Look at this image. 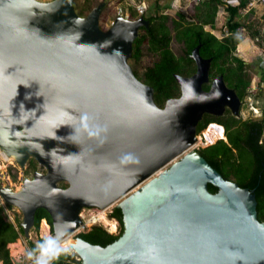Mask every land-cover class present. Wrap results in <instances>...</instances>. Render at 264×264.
Returning <instances> with one entry per match:
<instances>
[{
	"label": "water",
	"instance_id": "95a60500",
	"mask_svg": "<svg viewBox=\"0 0 264 264\" xmlns=\"http://www.w3.org/2000/svg\"><path fill=\"white\" fill-rule=\"evenodd\" d=\"M74 1L0 0V149L22 169L31 160L44 169L19 190L0 189L22 213L24 237L32 239L40 208L58 244L88 232L85 208L119 203L124 232L115 242L72 241L81 264H264L255 190L189 152L206 114L228 107L241 117L236 90L223 75L204 89L213 60L199 45L196 72L175 75L180 97L159 107L129 63L150 22L117 16L103 29L107 1L86 16Z\"/></svg>",
	"mask_w": 264,
	"mask_h": 264
},
{
	"label": "trees",
	"instance_id": "16d2710c",
	"mask_svg": "<svg viewBox=\"0 0 264 264\" xmlns=\"http://www.w3.org/2000/svg\"><path fill=\"white\" fill-rule=\"evenodd\" d=\"M252 0H240L239 4L225 8L229 19L226 23V33L222 40L205 30V26L212 29L216 27L217 14L223 7V0H203L195 6L194 21H188L184 14H178L174 20L176 39L185 44L184 57H177L170 45L173 39L170 28L166 25L168 15L157 13L149 19L151 28L141 34L135 41L133 58L140 60L143 56V47L157 56V60L148 67L143 78L136 76L144 83L154 87L155 99L163 105L168 99L181 94L175 75H191L196 71L194 61L191 59L192 51L201 45L200 53L204 58H212L214 74H224L231 87H234L241 99L248 96L252 78L247 74L246 62L240 58L248 56L251 41L260 35L259 31L251 33V25L245 23L243 11L247 10ZM264 20V16H263ZM264 51V50H263ZM260 82L264 83V68L258 70ZM205 89L206 85L204 86ZM218 121L225 127L227 141L219 140L206 148H199V152L214 168L227 180L238 183L242 188L255 190L258 200V217L264 222V144L260 140L264 133V118L260 121H243L232 117L227 120H216L205 116L198 127V133L207 126ZM37 163L30 161L29 170H35ZM212 193L218 191L209 185ZM8 208L13 206L8 205ZM121 226L119 235L109 233L103 226H93L88 232H80L76 237L85 241L106 247L115 242L124 232L123 214L120 208L115 207L112 214ZM46 219L52 226V219L45 209H38L35 217V229L39 231L42 220ZM24 236L22 220L16 219V225L9 221L4 208H0V261L3 264H15L12 260L10 245L16 243ZM29 248L34 254L45 252L54 244L49 238H39L38 242L29 240ZM51 264H81L75 260V255L62 253L52 256Z\"/></svg>",
	"mask_w": 264,
	"mask_h": 264
},
{
	"label": "rangeland",
	"instance_id": "374dc122",
	"mask_svg": "<svg viewBox=\"0 0 264 264\" xmlns=\"http://www.w3.org/2000/svg\"><path fill=\"white\" fill-rule=\"evenodd\" d=\"M39 1L50 2L53 0ZM103 1L108 2V5L100 19V24L103 29L109 28L113 24L117 16H123L125 18H139L141 15L145 14L147 18H150L151 16H154L157 13L168 15L169 20L167 21V25L170 28L173 37L170 47L174 54L180 58L184 57L185 55V47L181 42L176 40L175 31L173 26L171 25V19H176L178 14L181 13L186 16L188 21H194L195 6H197L200 1L203 0H75L74 6L80 16H86L95 6H97ZM243 15L244 16L242 20L245 23L251 25V33H255L256 31L260 32V35L255 36L254 39H252L251 47H249L248 50V56H242L240 53H237V55L246 62L247 74L250 75V77L252 78V83L248 91V96L245 98L247 103L244 109H242V120L245 121L251 119L256 120L264 118V83L260 82L261 76L258 73V70L261 68L259 56L264 55V4L256 0L253 6H250L247 8L246 11H243ZM228 19V13L223 7H221L220 11L217 14L216 27L212 29L210 26H205V30L214 34L218 39L222 40L223 36H225L226 34L225 28ZM140 33L144 34V31H141ZM156 60L157 56L149 52L147 47L144 46L143 56L140 58V60H135L131 58L129 63L133 70H135L140 77H143V74L146 69L148 67H151ZM253 108H255L257 112H254ZM204 132H206V130ZM201 137L202 133L199 134V141L194 147H192V149H190L189 152L197 151L199 148L202 147V145L200 144ZM225 141H227V138L225 139ZM181 158L182 156L176 159V161H179ZM170 166L171 165H168L167 167H165L164 170L168 169ZM117 204L110 207V209H108L107 211V214L109 215L108 219L114 221L116 224L117 222L112 217H110V214L111 210H113L117 206ZM14 213L16 214V216L22 217V213L20 211L17 210ZM93 213H95L96 215H100L102 211L98 212L94 208L90 210H83V214L86 218H89ZM96 225L103 226L109 233L113 235H119L121 231L120 223L117 224V229L115 232H110V229L106 227L103 222L94 224L92 225V227ZM42 226L39 231H36L35 228L32 229L31 240H33L34 242H38L39 238L51 239V235L53 233L52 226L49 225L50 233L48 234L43 233ZM92 227L89 226L90 229ZM77 234V232L74 233L68 238V240H75ZM20 240L22 241L23 246H21V248L18 250L15 249V253H22L24 250H26V252L24 251L23 253H25V255H28L31 252L29 248V240L24 236H21ZM61 244L60 246H57V244H53L52 247L47 250V252H50V254L54 257L62 253L72 254L74 252L71 249V246H69L68 248H63L61 247Z\"/></svg>",
	"mask_w": 264,
	"mask_h": 264
},
{
	"label": "built area",
	"instance_id": "2783aa9c",
	"mask_svg": "<svg viewBox=\"0 0 264 264\" xmlns=\"http://www.w3.org/2000/svg\"><path fill=\"white\" fill-rule=\"evenodd\" d=\"M256 0H252L251 3L249 4L248 7L253 6L254 2ZM259 2H261L262 4H264V0H258ZM224 5L223 8L225 9L227 6H231V5H236L240 3V0H223ZM230 33H226L225 36H229ZM223 36V37H225ZM260 57V67L264 68V55L259 56ZM254 112H257L255 108H253ZM212 126H218L216 124H209L207 126V128L205 129L206 132L202 131V137L200 140V144L202 145V147H207L210 145H213V143H215L216 141L219 140H225V137H221L219 135H217V140L215 142H211L213 135V131H212ZM219 128H222L221 126H218ZM223 134L225 135V131L223 129ZM199 141V140H198ZM33 174V170H29V164L27 166V168L22 169L18 166V164L10 157L6 156L5 153L0 149V189L5 187V186H9L11 188H13L14 190H19L22 186V184L24 183V180L26 177H30ZM0 208H4L5 212H6V216L8 218L9 221L13 222L16 225V219L18 216H16V214L14 212H16L18 210V208L16 209V207L13 208H8V204L4 201V199L2 198L1 194H0ZM95 210H97L98 212L102 211V214H105V216L107 218H109V215L107 214V211L109 208L107 209H100V208H94ZM86 210V209H84ZM114 210V209H113ZM113 210H111V214L113 212ZM19 211V210H18ZM110 214V215H111ZM82 219L85 223V225L89 228V226L92 227V225L97 224V223H101V222H97L95 221L96 218H98L100 215H96L95 213L91 214V216L89 218H86L83 214V212L81 213ZM111 217V216H110ZM22 220V217H20ZM117 224H119V222L113 218ZM43 226L46 225L49 229L50 233V224L48 223V221L46 219L42 220ZM41 223V226H42ZM116 224V225H117ZM42 226V228H43ZM41 228V227H40ZM117 229V228H116ZM80 232H84L83 228H80L77 233ZM72 255H75V260L77 262H81L80 257L73 252ZM29 258V264H51L53 262V257L50 254V252H40L38 254H34L33 252H30L28 255ZM16 262L20 263V264H27L26 261L24 260V258L19 257V258H15Z\"/></svg>",
	"mask_w": 264,
	"mask_h": 264
},
{
	"label": "flooded vegetation",
	"instance_id": "af4514ba",
	"mask_svg": "<svg viewBox=\"0 0 264 264\" xmlns=\"http://www.w3.org/2000/svg\"><path fill=\"white\" fill-rule=\"evenodd\" d=\"M162 15V14H161ZM164 15V14H163ZM140 18H144L145 20H147V21H149L150 22V24H149V28H147V27H141L140 28V31H139V34H141L140 32L141 31H144V33H145V31L146 30H149L150 28H151V25H152V23H151V21H150V19L149 18H147L146 16H145V14H143V15H141L139 18H127L128 20H138V19H140ZM116 19V18H115ZM174 20H178V16H177V18L176 19H171V25L173 26V28H174ZM115 21V20H114ZM166 25H167V23H166ZM168 26V25H167ZM108 29V28H107ZM175 31V30H174ZM176 34V33H175ZM140 36V35H139ZM175 38H176V36H175ZM177 40V39H176ZM178 41V40H177ZM183 44V46L185 47V44L184 43H182ZM185 50H186V47H185ZM133 58V57H132ZM154 64V63H153ZM194 66L196 67V63H195V61H194ZM197 68V67H196ZM147 70V69H146ZM134 72L136 73V71L134 70ZM146 72V71H145ZM145 72H144V74H143V77H144V75H145ZM196 72V71H195ZM194 72V73H195ZM194 73H191V75H184V77H190V76H192ZM139 75V74H138ZM220 75H223L224 76V74H214V72H213V64H212V66H211V71H210V84H207L206 85V88H208V89H205V87H204V89L205 90H207V91H209L210 90V88H211V85H212V82L216 79V78H218ZM140 77V76H139ZM143 77H141V78H143ZM224 79H225V82H226V84H227V86L229 87V88H232V89H235L234 87H231L230 85H229V83H228V81L226 80V78H225V76H224ZM236 90V89H235ZM236 92H237V94H238V91L236 90ZM180 95L181 94H179L177 97H173V98H178V97H180ZM238 96H239V94H238ZM240 97V96H239ZM241 99V98H240ZM155 101H156V99H155ZM241 101H242V109H244V107H245V105H246V103H247V101L245 100V99H241ZM156 103H157V101H156ZM166 103V102H165ZM165 103L163 104V105H159L158 103V106L159 107H164L165 106ZM242 109H241V117L240 118H238V117H236L235 115H233V113L231 112V110L227 107L226 108V110H225V112H224V114L223 115H221V116H215V115H211V114H206L205 116L206 117H208V118H213V119H216V120H227V119H230V118H232V117H235V118H237V119H242ZM205 116H204V118H205ZM203 118V119H204ZM263 118H261V119H256L257 121H260V120H262ZM256 120H253V119H251V120H245V121H256ZM210 124H216V125H218V126H221L223 129H224V131H225V127H224V125L223 124H221V123H219L218 121H215V122H212V123H210ZM200 133H202V132H200ZM200 133H198V135L200 134ZM263 135H264V133H263ZM263 135H262V138H261V140H260V144H264V141H263ZM208 147V146H207ZM201 148H206V147H201ZM32 161V160H31ZM37 163V162H36ZM44 171V169L41 167V166H39L38 165V163H37V168L35 169V170H33V173H35L36 171ZM60 186L61 187H63V188H66V187H68V184L66 183V182H64V183H61L60 184ZM92 208H95V207H90V208H85V209H92ZM83 212V211H82ZM90 230V228H88V231Z\"/></svg>",
	"mask_w": 264,
	"mask_h": 264
},
{
	"label": "bare ground",
	"instance_id": "6f19581e",
	"mask_svg": "<svg viewBox=\"0 0 264 264\" xmlns=\"http://www.w3.org/2000/svg\"><path fill=\"white\" fill-rule=\"evenodd\" d=\"M212 131H213V137H212V139H211V142H214V141H216L217 140V138H219V137H217V135H219V136H223V137H225L226 135H224L223 134V128H219L218 126H212ZM14 160V159H13ZM95 221H97V222H103V224H105V226L106 227H108L109 229H110V232H115L116 231V228H117V225H116V223L114 222V221H111V220H109L106 216H105V214H100V216L98 217V218H96V220ZM42 231H43V233L44 234H48V232H49V229H48V227L46 226V225H44L43 226V228H42ZM72 241V240H71ZM70 240H68V239H66V240H64V241H62V242H60V243H58L57 244V246H60V244H61V247H63V248H68L69 246H71V242ZM22 246V245H21ZM61 249V248H60ZM21 252H22V250H21ZM17 253V252H16ZM18 254V253H17ZM0 264H1V262H0Z\"/></svg>",
	"mask_w": 264,
	"mask_h": 264
},
{
	"label": "crops",
	"instance_id": "0c3cea01",
	"mask_svg": "<svg viewBox=\"0 0 264 264\" xmlns=\"http://www.w3.org/2000/svg\"><path fill=\"white\" fill-rule=\"evenodd\" d=\"M21 245H22V241L19 239L18 240V242H16V243H13V244H11L10 245V248H11V255H12V258H19V257H22V258H24V260L26 261V263L27 264H29V258H28V255H25V253H23L24 251L26 252V250H24L22 253H18V254H16L15 253V249L16 250H18V249H20L21 248ZM23 246V245H22ZM24 248V247H23ZM14 249V250H13ZM15 254H14V253ZM1 262V261H0ZM1 264H2V262H1Z\"/></svg>",
	"mask_w": 264,
	"mask_h": 264
},
{
	"label": "clouds",
	"instance_id": "9594fccd",
	"mask_svg": "<svg viewBox=\"0 0 264 264\" xmlns=\"http://www.w3.org/2000/svg\"><path fill=\"white\" fill-rule=\"evenodd\" d=\"M204 131V130H203Z\"/></svg>",
	"mask_w": 264,
	"mask_h": 264
}]
</instances>
